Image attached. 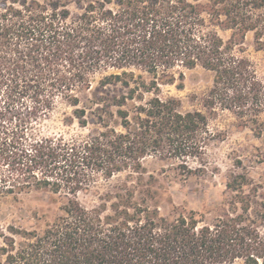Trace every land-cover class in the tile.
I'll use <instances>...</instances> for the list:
<instances>
[{
  "label": "trees",
  "instance_id": "obj_1",
  "mask_svg": "<svg viewBox=\"0 0 264 264\" xmlns=\"http://www.w3.org/2000/svg\"><path fill=\"white\" fill-rule=\"evenodd\" d=\"M248 34L264 55V0H0V192L51 195L29 227H7L4 264H264V193L246 173L208 219L169 197L160 215L143 167L203 173L219 112L264 141V65L244 56ZM196 67L212 84L202 110L182 112L161 89L183 90ZM59 107L92 131L42 135ZM123 173L136 183L101 192Z\"/></svg>",
  "mask_w": 264,
  "mask_h": 264
},
{
  "label": "rangeland",
  "instance_id": "obj_2",
  "mask_svg": "<svg viewBox=\"0 0 264 264\" xmlns=\"http://www.w3.org/2000/svg\"><path fill=\"white\" fill-rule=\"evenodd\" d=\"M244 56L252 61L259 72L263 70L264 55L253 50L252 35L248 34L244 42ZM98 80L95 78L94 82ZM212 84V75L200 67L184 71V88L178 91L174 86L162 87L163 97H173L180 101L182 112L202 110V99ZM96 84H93V87ZM70 109L59 107L44 122L38 130L42 135H87L93 127L81 130L76 122L66 125L64 115ZM208 129L216 134L215 140L207 144L205 150V168L199 175L181 176L176 162H161L155 158H146L143 167L147 175H153L157 182L153 189L162 197L158 212L168 216L171 208L167 204L168 197L172 204L185 212L195 211L206 213L210 219L217 206L228 196L225 183L233 174L246 173L254 185L260 187L264 193V141L256 139L252 132L239 126V123L227 112H219L208 122ZM196 168L197 164L189 163ZM5 166L0 164V178ZM134 176L119 174L108 181L99 180L101 192L113 191L116 187L127 184L134 185ZM51 195L44 192L31 191L14 197L2 195L0 192V247L2 235H6L7 227H29L32 223L31 213L43 209L48 204ZM85 206L97 203L93 197H79ZM0 264H4V257L0 255Z\"/></svg>",
  "mask_w": 264,
  "mask_h": 264
}]
</instances>
